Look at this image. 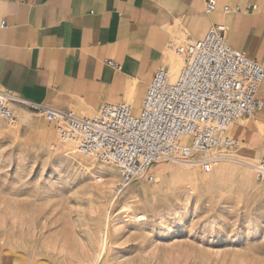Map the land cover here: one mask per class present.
<instances>
[{
  "label": "rangeland",
  "instance_id": "1",
  "mask_svg": "<svg viewBox=\"0 0 264 264\" xmlns=\"http://www.w3.org/2000/svg\"><path fill=\"white\" fill-rule=\"evenodd\" d=\"M171 57L174 79L182 61ZM11 109L13 124L0 118V264H264V180L244 164L259 158L235 154L260 143L250 121L238 146L213 152L239 161L205 174L163 160L152 182L119 190L115 169L60 141L38 112Z\"/></svg>",
  "mask_w": 264,
  "mask_h": 264
},
{
  "label": "crops",
  "instance_id": "2",
  "mask_svg": "<svg viewBox=\"0 0 264 264\" xmlns=\"http://www.w3.org/2000/svg\"><path fill=\"white\" fill-rule=\"evenodd\" d=\"M205 1L0 0V89L79 118L106 103L137 109L155 71L175 63L166 44L201 40L216 24L226 27L231 49L264 66V0H216L210 13ZM258 98L264 101V81ZM246 121L260 135L252 148L260 158L264 105L232 128ZM232 128L227 134L236 139Z\"/></svg>",
  "mask_w": 264,
  "mask_h": 264
},
{
  "label": "built area",
  "instance_id": "3",
  "mask_svg": "<svg viewBox=\"0 0 264 264\" xmlns=\"http://www.w3.org/2000/svg\"><path fill=\"white\" fill-rule=\"evenodd\" d=\"M205 9L215 11L216 0H206ZM229 12L223 7V13ZM3 28L1 23L0 33ZM226 32L224 25L216 24L201 40L168 42L166 52L181 59L180 69L174 79L166 69L155 71L137 109L128 103H106L94 117L79 118L24 103L10 90L0 89V118L8 124L16 121L13 104L38 112L55 127L60 141L115 169L119 190L144 176L152 182L147 174L163 160L193 162L208 174L214 151L237 146L228 128L253 117L264 105L258 98L264 66L231 49ZM253 171L255 181L264 180V147Z\"/></svg>",
  "mask_w": 264,
  "mask_h": 264
},
{
  "label": "bare ground",
  "instance_id": "4",
  "mask_svg": "<svg viewBox=\"0 0 264 264\" xmlns=\"http://www.w3.org/2000/svg\"><path fill=\"white\" fill-rule=\"evenodd\" d=\"M18 105V104H17ZM240 131H241V128H239V127H235V128H232V132H231V134L233 135V136H238L239 134H240ZM234 139V138H233ZM238 142H237V146H238ZM242 144V143H241ZM71 146H73L72 144H70ZM75 147V146H74ZM74 149V148H73ZM75 152H77V151H75ZM69 153V152H68ZM224 153V152H223ZM223 153H213V158H214V160H216V161H218V162H222V161H220V159H226V160H237V161H239V159H236V158H234V157H231V156H228V155H222ZM248 153V154H247ZM235 154H236V156H248L249 158H252V159H256V157H254V153H253V151H243V149L240 147V148H238L236 151H235ZM197 157V156H196ZM219 159V160H218ZM182 162H186V161H182ZM186 163H193V162H186ZM244 164H246V165H248V166H250L251 168H254V166H255V164H252V163H250V162H244ZM184 166H187V167H197L198 165L197 164H194V165H184ZM163 172V170L162 169H160V173H162ZM129 202V201H128ZM127 206V205H126ZM128 207V206H127ZM97 263V262H96Z\"/></svg>",
  "mask_w": 264,
  "mask_h": 264
}]
</instances>
